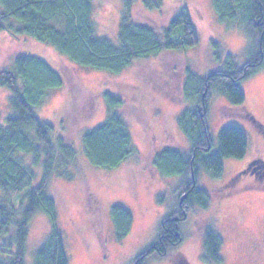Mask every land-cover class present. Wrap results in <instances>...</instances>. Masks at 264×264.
<instances>
[{"label": "rangeland", "instance_id": "rangeland-1", "mask_svg": "<svg viewBox=\"0 0 264 264\" xmlns=\"http://www.w3.org/2000/svg\"><path fill=\"white\" fill-rule=\"evenodd\" d=\"M91 1L96 33L117 43L124 0ZM130 1L132 19L145 22L156 31L167 25L178 7L185 5L198 43L184 51H164L148 60H137L115 75L73 65L52 46L25 36L11 39L4 35L0 39V69H11L16 55L31 54L44 59L63 78L62 87L50 91L34 112L40 121L53 124L54 132L76 148L73 161L66 169L58 164L47 186L56 203L57 224L69 264H132L155 241L160 222L177 209L184 193L179 178L160 176L152 170L150 161L165 147L182 151L190 148L175 123L188 103H182L172 87L178 89L185 66L197 75L213 68L209 38H218L237 57L248 47L240 30L218 20L211 0H157L160 8H148L142 0ZM169 87L173 100L167 93ZM240 87L249 115L246 113L244 119L245 110L235 113L225 95L212 93L205 122L214 147L221 127H239L247 138L246 152L241 158L223 159L220 178H211L200 168L197 183L201 188L223 185L249 162V169L264 164V62ZM106 91L122 97L123 118L136 149L131 159L113 170L94 167L81 152L83 130L105 119ZM9 93L0 85V110L5 112L11 110ZM33 170L36 183L41 177V165L33 166ZM67 172H72L73 178L67 179ZM252 180L251 175L240 176L236 192L214 198L205 210L191 205L186 219L179 224L182 242L164 257L150 256L146 264H175L180 258L188 264H206L201 260V230L210 223H216L222 231L221 264H264V190L243 188ZM114 205L123 206L132 216L130 231L121 240L116 239L111 219ZM49 231L47 216L36 213L29 224L25 264H33L34 252Z\"/></svg>", "mask_w": 264, "mask_h": 264}, {"label": "trees", "instance_id": "trees-1", "mask_svg": "<svg viewBox=\"0 0 264 264\" xmlns=\"http://www.w3.org/2000/svg\"><path fill=\"white\" fill-rule=\"evenodd\" d=\"M142 1L148 8H160L157 0ZM211 1L218 20L240 30L247 38L248 47L237 57L218 38H209L207 45L213 68L197 75L185 66L178 89L172 87L174 93H179L181 102L188 103L176 116L175 123L190 148L182 151L165 147L153 156L150 165L160 176L181 180L186 193L181 202L185 214L193 204L205 210L214 198L232 195L243 175L254 179L243 188L264 190L261 179L264 164L254 165L246 174L245 170L238 172L223 185L211 189L201 188L197 183L200 168L211 178H220L223 159L241 158L247 149L246 135L235 125L221 127L213 146L205 122L211 94L225 95L235 113L245 110L240 83L264 62V0ZM130 3L124 0L115 43L96 33L91 0H0V39L4 35L11 39L25 36L52 46L73 65L115 75L137 60H148L164 51H184L198 43L197 31L185 5L178 7L167 25L156 31L151 25L132 19ZM65 78L68 79L67 74ZM0 85L9 90L11 106L9 112L0 110V264H25L29 224L36 213L47 216L50 231L35 250L33 264H69L57 224L56 203L47 186L58 164L66 169L73 161L76 148L54 132L53 124L40 121L34 112L50 91L62 87L63 78L44 59L20 54L14 57L11 69H0ZM170 87L167 93L173 100ZM103 98L105 119L83 130L81 152L94 167L113 170L131 159L136 149L123 118L122 97L106 91ZM246 113L249 115L245 110L244 119ZM252 121L256 122L253 117ZM38 164L41 177L34 183L33 166ZM64 175L73 178L72 172ZM110 213L116 239L121 240L130 231L131 213L120 205H114ZM174 216L179 219H173ZM185 216L177 208L163 218L155 241L132 264H146L150 256L164 257L177 247L182 242L179 224ZM201 241V260L206 264H221L223 238L216 223L201 230ZM175 264L188 262L180 258Z\"/></svg>", "mask_w": 264, "mask_h": 264}, {"label": "flooded vegetation", "instance_id": "flooded-vegetation-1", "mask_svg": "<svg viewBox=\"0 0 264 264\" xmlns=\"http://www.w3.org/2000/svg\"><path fill=\"white\" fill-rule=\"evenodd\" d=\"M250 165H251V164L248 163V164L245 165V167H244L241 171H239V172L241 173L243 170H245V174H246L247 171H248V169L250 168ZM177 208H178V210L181 211V214L183 213L184 216L186 215V214H185V210H184V208H183L181 202H178V204H177ZM173 218H175V219H179L178 216H174Z\"/></svg>", "mask_w": 264, "mask_h": 264}, {"label": "water", "instance_id": "water-1", "mask_svg": "<svg viewBox=\"0 0 264 264\" xmlns=\"http://www.w3.org/2000/svg\"><path fill=\"white\" fill-rule=\"evenodd\" d=\"M186 197V193L183 194V196L180 198V202H182V200ZM175 219V218H173Z\"/></svg>", "mask_w": 264, "mask_h": 264}]
</instances>
